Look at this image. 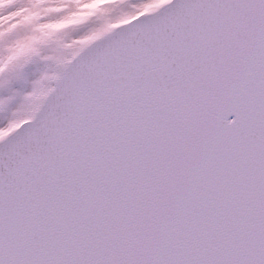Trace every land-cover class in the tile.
Segmentation results:
<instances>
[{"label": "snow or ice", "instance_id": "1", "mask_svg": "<svg viewBox=\"0 0 264 264\" xmlns=\"http://www.w3.org/2000/svg\"><path fill=\"white\" fill-rule=\"evenodd\" d=\"M0 264H264V0H0Z\"/></svg>", "mask_w": 264, "mask_h": 264}]
</instances>
